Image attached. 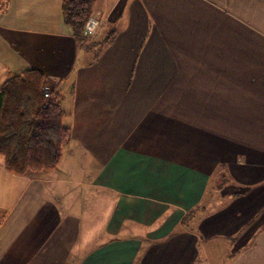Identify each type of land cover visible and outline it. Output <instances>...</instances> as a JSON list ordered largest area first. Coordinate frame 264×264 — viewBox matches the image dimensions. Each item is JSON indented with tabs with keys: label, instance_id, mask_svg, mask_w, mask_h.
<instances>
[{
	"label": "crops",
	"instance_id": "obj_1",
	"mask_svg": "<svg viewBox=\"0 0 264 264\" xmlns=\"http://www.w3.org/2000/svg\"><path fill=\"white\" fill-rule=\"evenodd\" d=\"M64 1L0 10V85L42 73L69 130L0 160V264H264V0H89L90 45Z\"/></svg>",
	"mask_w": 264,
	"mask_h": 264
},
{
	"label": "trees",
	"instance_id": "obj_2",
	"mask_svg": "<svg viewBox=\"0 0 264 264\" xmlns=\"http://www.w3.org/2000/svg\"><path fill=\"white\" fill-rule=\"evenodd\" d=\"M9 0H0V10ZM66 22L78 37L91 16V1L65 0ZM42 73L29 70L8 75L0 85V158L17 175L52 171L59 165L69 130L59 103L43 96Z\"/></svg>",
	"mask_w": 264,
	"mask_h": 264
},
{
	"label": "built area",
	"instance_id": "obj_3",
	"mask_svg": "<svg viewBox=\"0 0 264 264\" xmlns=\"http://www.w3.org/2000/svg\"><path fill=\"white\" fill-rule=\"evenodd\" d=\"M102 26V22L96 17H89L85 22L83 31H82V39L87 42H92L95 36L99 33V29ZM43 95L45 100L51 99V91L48 89L47 84L45 83L43 86Z\"/></svg>",
	"mask_w": 264,
	"mask_h": 264
},
{
	"label": "rangeland",
	"instance_id": "obj_4",
	"mask_svg": "<svg viewBox=\"0 0 264 264\" xmlns=\"http://www.w3.org/2000/svg\"><path fill=\"white\" fill-rule=\"evenodd\" d=\"M91 17V16H90ZM103 25V24H102ZM101 28H102V26L100 27V29H99V32H100V30H101ZM106 32V31H105ZM105 34V33H104ZM98 35H99V33L95 36V38H94V40L92 41V42H87L86 41V44L87 45H90V44H93L94 42H96V39H97V37H98ZM104 39V38H103ZM103 39H100L101 41L103 40ZM47 84V83H46ZM47 86H48V89L51 91V89H50V86L47 84ZM44 96V95H43ZM51 98H52V96H51ZM50 100V99H49ZM48 101V100H47ZM0 160H2V158H0ZM206 248H207V246H206ZM206 250V249H205ZM211 252L210 251H208V259H209V262H212V263H214V259H212V257H211ZM228 254L229 253H227V254H223V256H228ZM223 258V257H222ZM220 259V261H218V262H215L216 264H226V262H225V260H227L226 258L223 260V259ZM208 261V260H207ZM205 264H206V261H205Z\"/></svg>",
	"mask_w": 264,
	"mask_h": 264
}]
</instances>
